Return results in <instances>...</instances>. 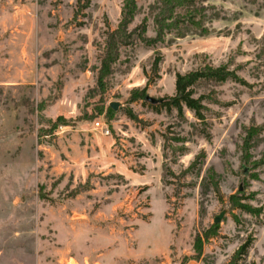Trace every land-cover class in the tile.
I'll list each match as a JSON object with an SVG mask.
<instances>
[{
    "label": "rangeland",
    "instance_id": "374dc122",
    "mask_svg": "<svg viewBox=\"0 0 264 264\" xmlns=\"http://www.w3.org/2000/svg\"><path fill=\"white\" fill-rule=\"evenodd\" d=\"M121 2L0 0V264H264V0H203L206 35L121 48L100 88ZM221 64L242 83L197 89L204 123L129 101Z\"/></svg>",
    "mask_w": 264,
    "mask_h": 264
},
{
    "label": "trees",
    "instance_id": "16d2710c",
    "mask_svg": "<svg viewBox=\"0 0 264 264\" xmlns=\"http://www.w3.org/2000/svg\"><path fill=\"white\" fill-rule=\"evenodd\" d=\"M89 0H84L86 5ZM203 0H159L151 9V23L153 28V36H146L147 27L143 20L137 26L129 29L136 13L135 0H122L119 12V20L116 27L112 31H107L103 37L102 52L99 57V67L96 77V85L103 88V80L111 74V67L118 60L119 50L124 47L139 42L145 47L155 49L163 45L164 39L168 35L176 38L183 37L188 32H200L202 35L207 34L204 23L208 20L217 18L216 12H210L207 16L206 7L202 4ZM212 8V7H211ZM160 56H155L152 60L150 69L157 75ZM224 82L242 83L234 70H230L228 65L221 64L213 67L211 65H203L195 70L188 71L184 74H175L173 83V95L163 98V102L156 104L166 111H175L181 115L185 109L192 116L204 123L205 116L203 112L206 110L204 100L207 99L206 94L196 91L199 87L208 84H220ZM144 89L132 92L129 101H132L133 94L137 99L143 100L142 94ZM197 95V96H196ZM154 108V107H153ZM129 119H135L128 112ZM250 213L248 208L243 210ZM249 248V241L239 245L237 250L231 257L234 264L246 256Z\"/></svg>",
    "mask_w": 264,
    "mask_h": 264
},
{
    "label": "water",
    "instance_id": "95a60500",
    "mask_svg": "<svg viewBox=\"0 0 264 264\" xmlns=\"http://www.w3.org/2000/svg\"><path fill=\"white\" fill-rule=\"evenodd\" d=\"M143 101L148 103V104H151V105H156V104H160L163 102V99H155V98H152V97H149L147 95H144L143 96ZM109 107L112 109V110H116V104H109ZM219 221V218L216 217L214 218L213 222L214 223H217Z\"/></svg>",
    "mask_w": 264,
    "mask_h": 264
},
{
    "label": "built area",
    "instance_id": "2783aa9c",
    "mask_svg": "<svg viewBox=\"0 0 264 264\" xmlns=\"http://www.w3.org/2000/svg\"><path fill=\"white\" fill-rule=\"evenodd\" d=\"M94 126H95V128L99 127V130H100L102 133L107 134V129H106V128H101V127L99 126V123H98V122H95V123H94Z\"/></svg>",
    "mask_w": 264,
    "mask_h": 264
}]
</instances>
